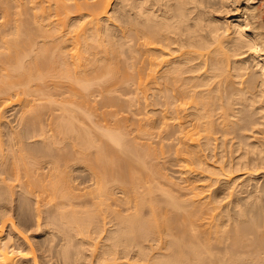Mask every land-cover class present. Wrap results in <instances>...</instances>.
Segmentation results:
<instances>
[{"label":"bare ground","instance_id":"bare-ground-1","mask_svg":"<svg viewBox=\"0 0 264 264\" xmlns=\"http://www.w3.org/2000/svg\"><path fill=\"white\" fill-rule=\"evenodd\" d=\"M3 1L13 28L0 33V104L25 106L20 128L1 123L0 137L25 155L23 175L32 153L68 139L97 175L93 199L72 184L57 200L48 186L55 206L87 207L69 214L46 208L47 185L29 175L18 221L49 229L31 243L1 205L0 264H264V0H24L14 11ZM130 88L159 107L171 178L156 165L151 176L146 158L161 155L128 131L122 112L135 100L118 92ZM47 119L60 120L52 136Z\"/></svg>","mask_w":264,"mask_h":264},{"label":"rangeland","instance_id":"rangeland-1","mask_svg":"<svg viewBox=\"0 0 264 264\" xmlns=\"http://www.w3.org/2000/svg\"><path fill=\"white\" fill-rule=\"evenodd\" d=\"M19 1H23L24 2V0H6V2H7V4H9L10 6H11V9L14 11L15 10V7H14V5H17L18 3H19ZM1 2H5V1H3V0H0V6H1ZM264 6V5H263ZM14 8V9H13ZM33 12V11H32ZM4 21H5V16H4V12H3V10H1V7H0V33L3 35V34H7V33H10L11 31H12V28H13V24H10V23H8V24H6V23H4ZM4 23V24H3ZM256 23H258V22H256ZM5 32V33H4ZM50 93H52V94H54L57 98H62L63 96H65V94L66 93H68V91H67V89H65V88H61V89H59V90H57V91H55V89H51L50 90ZM118 94L124 99V100H127V99H130V98H133L134 100H135V103L132 105V107L130 108V110H128V106H125V110L122 112V114L126 117V123H127V125H128V131H130L131 133H130V135L132 136V137H135L136 138V140H137V142L140 144V147H141V151H143L142 153L144 154H147L146 153V151L147 152H149L148 150H150L151 151V153H152V151L155 149L156 150V152H157V154H158V156H160L159 157V159H155V160H153L154 158H153V156H152V154H150L149 153V157H147L146 158V160H147V162H149L148 163V165H147V168H148V166L149 167H153L154 165H156V167H159V168H161V167H163V169H162V171L165 173V175H167L169 178H171L172 177V175H173V173H172V171H171V155H169V154H171V152H169V148H168V151H166L167 150V147H166V145L168 144L169 145V143H170V141L168 140V138H167V136H166V133L164 132V131H162L159 127H158V121H157V110L159 109V107L158 106H156V105H147V104H144V103H140L137 99H138V95H137V93L135 92V90L134 89H132V88H130V89H124V90H121L120 92H118ZM30 99L32 98V96H30L29 97ZM93 99L94 100H99V97H97V93H95V95L93 96ZM0 102H1V100H0ZM39 102V101H38ZM38 102H36V103H38ZM24 106H25V104L24 103H22V105H11V106H9V107H3L1 104H0V112H1V115H2V117L0 118V124L1 123H7L8 125H9V127L13 130V131H17L19 128H20V126H21V124H20V121H21V118H22V116H24V112H23V109H24ZM97 106L98 107H100L101 109L103 108V105L101 104V103H98L97 104ZM114 109V108H113ZM53 113L55 114V115H59L61 112H60V110H58V109H54L53 110ZM47 117H50V116H47ZM46 121V120H45ZM49 121V122H48ZM54 121H56L58 124L60 123V120H54ZM54 123V124H57V123ZM46 123V124H45ZM48 123H50V120H48L47 119V122H44L43 124V128H44V130L46 129V133L48 134V136H52L53 135V133H54V131L52 130V131H50L55 125L53 124V120L51 121V123L50 124H48ZM100 123H102V124H105L106 122L104 121V119H102L101 118V120H100ZM51 125V126H50ZM45 126V127H44ZM166 129V128H165ZM50 132H51V134H50ZM50 134V135H49ZM59 136V137H58ZM130 136V137H131ZM163 136V137H162ZM56 137V138H55ZM61 137V134L59 135V134H55V136H53V138L54 139H58L59 140V138ZM131 137V138H132ZM36 138V139H35ZM35 138H33V140H37V138H38V140H39V138L40 137H35ZM70 138H72V136L70 137ZM2 139H4L3 137L1 138L0 137V154L2 155V156H0V161H2V160H4L3 162L4 163H7L6 165H4L3 167H0V187H9L11 190L10 191H8L7 193L8 194H6L5 193V196L6 197H4V199L3 198H1L0 199V206L2 205H5V206H3V207H5V208H7V211L9 212V214H11V217L13 218V220L16 222V228L19 230V231H23L24 229V231H23V233H22V235H23V237L25 238V240L27 239V241H29V242H31V243H33L34 241H36L35 240V238L36 239H38L39 237H38V234H39V236H43V237H45V235H47V231L46 230H48L49 228L48 227H45V230L42 228L41 230H40V228L39 229H37V227H35V226H33V228H29V227H32L30 224L31 223H29L30 221H26L27 222V224H26V222L24 221H20V219H19V221L20 222H23V224L21 225L20 223H19V221H18V218H17V213L15 212V205H16V198H17V196H18V194H20L21 193V191L23 190L22 189V187L24 186V183H27L26 181H28V176L29 175H31L32 176V178H34L33 180H34V182L35 181H37V183L35 182L34 184H38V183H43V185L45 184V185H47L46 187H47V191H48V186H50L49 187V189H51V190H55L56 188H58L57 189V192H61V194H62V192H64L66 189H67V187H69L68 185H70V186H73V185H75L76 187H78V188H80V190H78V191H76V193L75 194H77V195H81V199H87L88 200V198L89 199H93L94 198V196L95 195H92L93 194V189L90 187V188H88L89 186H91V185H93L94 184V182H95V179H96V175H97V173H96V171L94 170V168H92V164L90 163V162H81V161H78V162H75V160L73 159V154L72 155H70L71 154V150H69V149H72L71 147H72V144H71V139L69 140L68 139V142H66V144L65 143H61V141L59 140L58 142V144H53L54 145V148L51 146L50 147V149H49V147H47V146H44V145H42L43 147H47L46 149H45V151H44V148H42L41 150H39L38 152H34V153H32L31 154V156H29V157H32L31 158V160L30 159H28V162H30V163H32V165H30V167H32V168H30L31 170H29V171H31L30 173H29V175L27 174V175H23L24 174V171L23 170H21L22 169V167H20L19 168V165L21 166V164H19V163H21L20 162V158H18L19 156H23V155H21V153H17L15 150L17 149L15 146V148L13 147H11V146H9V144L8 143H6L7 141H6V138H5V140H2ZM2 140V141H1ZM33 140H31V141H33ZM40 140H42V139H40ZM4 141H6V142H4ZM56 142H57V140H55ZM47 142H49V141H47ZM70 142V143H69ZM6 143V144H5ZM5 144V145H4ZM62 144H65L66 145V147L64 148V145H62ZM8 145V146H7ZM5 147H6V150L4 151V149H5ZM10 147V148H9ZM18 147V146H17ZM59 147H61L60 149H59ZM148 150H147V149ZM3 149V150H2ZM14 149V151H13V153H10V151H12ZM53 150V151H52ZM146 150V151H145ZM164 151V154L162 155V152L161 151ZM50 151V152H49ZM9 152V153H8ZM53 152L55 153V156H54V154H53ZM154 152V151H153ZM168 152H169V154H168ZM4 153V154H3ZM8 153V154H7ZM28 154L27 152H23V154ZM37 155H36V154ZM49 153H51L52 155H50ZM20 154V155H19ZM67 154V155H66ZM29 155V154H28ZM48 155V156H47ZM51 157H50V156ZM58 155H59V157H58ZM27 156V155H26ZM36 158H35V157ZM38 156V157H37ZM72 156V157H71ZM148 156V155H147ZM151 156V157H150ZM2 157H3V159H2ZM25 157V155L23 156V158ZM53 157H56V159H52ZM62 157V158H61ZM68 157V158H67ZM49 158L50 159H52V161H56V162H52V164L50 163V164H47V162L49 161ZM58 158V159H57ZM71 158H72V161H71ZM158 158V157H157ZM70 159V160H69ZM18 160H19V162H18ZM30 160V161H29ZM43 160V161H42ZM59 160H60V163H59ZM153 161V162H152ZM157 161L158 162V166H157V162H156V164H155V162ZM29 163V164H30ZM35 165H34V164ZM46 165H45V164ZM53 163H55V165L56 166H54V164ZM58 165H57V164ZM151 163V164H150ZM163 165H162V164ZM13 164H15L14 166H13ZM19 164V165H18ZM161 164V165H160ZM12 165V166H11ZM18 165V166H17ZM33 165H34V167H33ZM44 165V166H43ZM51 165H53V166H51ZM88 165H90V166H88ZM92 165V166H91ZM11 166V169L13 170V168L12 167H14L16 170H10L9 169V167ZM41 166V167H40ZM45 166H47V168H46V170L45 169H42V167H45ZM49 166H51V167H49ZM58 166V167H57ZM17 167H18V169H17ZM52 167H54V168H52ZM60 167V168H59ZM40 168V169H39ZM151 168H149V169H151ZM155 168V167H154ZM154 168H152L151 170H153L150 174H152L151 176H153V172H154ZM49 169V170H48ZM52 169V170H51ZM39 170H41V171H39ZM51 170V171H50ZM21 171V172H20ZM28 171V172H29ZM18 172V174H16ZM32 172H33V174H32ZM40 172V173H39ZM94 172H95V174H94ZM20 173V174H19ZM37 173H39V174H37ZM35 175V176H34ZM71 177H70V176ZM27 176V177H26ZM37 176V177H36ZM39 176V177H38ZM30 177V176H29ZM32 178H29V180H31ZM38 178L41 180V182H40V180H38ZM27 179V180H26ZM160 179V180H159ZM158 180L162 183V187L165 189V190H168L169 188H168V186L166 185V180L165 179H163V178H158ZM25 181V182H24ZM39 181V182H38ZM71 181V182H70ZM24 182V183H23ZM71 184H70V183ZM33 183V182H32ZM73 184V185H72ZM38 185H40V184H38ZM56 186V188H53L52 186ZM22 186V187H21ZM74 186V187H75ZM87 186V187H86ZM53 188V189H52ZM86 188V189H85ZM88 188V189H87ZM84 189V190H83ZM51 190L50 191H48V193H46V195H44V196H46L45 198H46V200H48L49 199V197L48 196H50L51 197V200H52V196H51ZM64 190V191H63ZM88 190L90 191V192H92V194L90 195V193L88 192ZM74 192H75V190H73ZM80 191V192H79ZM83 191H85V192H83ZM87 191V192H86ZM53 192H55V191H53ZM56 192V193H57ZM60 192L59 193H57L58 195L60 194ZM55 193V195L58 197L57 198V200H60L59 199V197H60V195L58 196L57 194ZM79 193V194H78ZM83 193V194H82ZM88 194V198H85L86 196H87V194ZM45 194V193H44ZM52 195H54L53 193H52ZM54 195V196H55ZM82 195H85V196H82ZM154 195H155V199L157 200L156 201V203H158L159 204V202L161 203V205L162 204H164V205H166L167 203H168V201L166 202V200H167V198L165 197V199H164V197H162V196H160L161 195V193L160 192H156L155 191V193H154ZM154 195H152V196H154ZM8 196V197H7ZM93 196V197H92ZM33 199H35V197L34 196H31ZM47 197H48V199H47ZM83 197V198H82ZM157 197V198H156ZM159 197V198H158ZM6 198V199H5ZM12 199V200H11ZM15 199V200H14ZM62 199H64V198H62L61 197V201H63ZM80 199V200H81ZM2 200V201H1ZM50 200V199H49ZM48 200V201H49ZM50 200V202L47 204V205H45L46 206V208H49L50 206V208H54V207H63L62 209L61 208H59V210L61 211V212H64L65 214H69L70 212H72L71 211V209L70 208H72V210H83L84 208H86L87 209V207H83V208H74V207H70V206H55L56 205V198L54 199V200H52L51 201ZM87 200H83V201H87ZM163 200H164V202H163ZM163 202V203H162ZM47 203V201L46 202H44V204H46ZM58 203V202H57ZM15 204V205H14ZM52 204H54V207H53V205ZM134 205V203L132 202V201H129V204H127L125 207L126 208H128V207H132ZM148 205V204H147ZM151 204H149V206H150ZM7 206V207H6ZM149 206H145L144 207V209H146V210H148V211H150V207ZM11 210H10V209ZM74 208V209H73ZM85 209V210H86ZM63 210V211H62ZM64 210H66V211H64ZM70 210V211H69ZM77 210V211H78ZM67 211H69L68 213H66ZM32 222V221H31ZM32 223H35V222H32ZM30 225V226H29ZM34 225V224H33ZM30 229V231L29 230H26L27 229V227ZM23 227V228H22ZM35 228H36V230H35ZM32 229V230H31ZM27 231V232H26ZM44 231V232H43ZM25 232V233H24ZM43 234V235H42ZM38 237V238H37ZM34 239V240H33ZM31 246H33V248L34 249H36V247H35V244H33V245H31ZM36 254L37 255H39V251H36ZM39 258H37V260H38ZM39 262H40V260H39Z\"/></svg>","mask_w":264,"mask_h":264}]
</instances>
